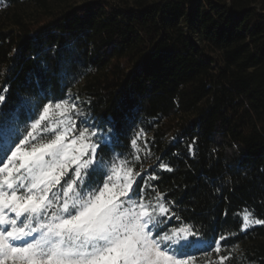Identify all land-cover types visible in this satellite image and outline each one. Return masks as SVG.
<instances>
[{"label": "trees", "instance_id": "trees-1", "mask_svg": "<svg viewBox=\"0 0 264 264\" xmlns=\"http://www.w3.org/2000/svg\"><path fill=\"white\" fill-rule=\"evenodd\" d=\"M45 94L75 98L106 173L159 177L202 264L222 235L224 264H264V225L242 230L264 220V0H0V114L24 131Z\"/></svg>", "mask_w": 264, "mask_h": 264}, {"label": "snow or ice", "instance_id": "snow-or-ice-1", "mask_svg": "<svg viewBox=\"0 0 264 264\" xmlns=\"http://www.w3.org/2000/svg\"><path fill=\"white\" fill-rule=\"evenodd\" d=\"M43 99L39 108L27 110L29 121L38 119L31 130L25 125L22 139L18 111L0 114V129L8 130L0 135V264H198L188 249L203 238L191 239L198 235L191 226L161 227L175 212L150 183L159 177L141 176L126 165L121 183L109 176L100 187L93 176L107 173L103 157L97 158L99 130L87 120L75 126L74 117L84 114L74 97L45 94ZM50 113L58 115L50 118ZM40 129L45 135L36 134ZM159 167L172 170L163 163ZM148 188L152 194L145 199ZM253 224L264 225V220L245 214L242 230ZM226 240L222 235L204 251L218 255V261L206 264L230 258L219 255Z\"/></svg>", "mask_w": 264, "mask_h": 264}, {"label": "rangeland", "instance_id": "rangeland-1", "mask_svg": "<svg viewBox=\"0 0 264 264\" xmlns=\"http://www.w3.org/2000/svg\"><path fill=\"white\" fill-rule=\"evenodd\" d=\"M68 98H71V97H68ZM76 102V101H75ZM79 107V106H78ZM79 109H80V111L82 112V110H81V108L79 107ZM83 113V112H82ZM84 114V113H83ZM58 114H54V113H50V118H56V116H57ZM36 119H38V117L36 118ZM74 119H75V121H76V124H75V126H77V127H79L80 126V121H83V120H87V122H88V126H91V125H93L92 123H91V121H89L84 115H82V116H79V117H74ZM32 122H35V120H31V121H29V123H28V125H27V128H28V130H31V127H30V124L32 123ZM44 123H46V122H42V125L44 124ZM51 126V125H50ZM20 133H21V139L23 138V135H25L26 134V132H24V131H22V130H20L19 131ZM8 134V131H6V132H0V135H7ZM37 135H40V136H43V135H45V133L43 132V130L42 129H40V130H38L37 131V133H36ZM74 135V133H70L69 134V142L71 141V138H72V136ZM94 139H99V140H101V135H99L98 137H96V138H94ZM18 142V141H17ZM10 154V153H9ZM125 164L123 163V161H115V162H111L110 164H109V169H108V173H107V175L105 176V178H104V181L105 180H107L108 179V177L109 176H111L112 177V182L113 183H121L122 182V180H123V172H122V169H124L125 168ZM113 167H115L116 169H117V174H114L113 172H112V168ZM103 181V182H104ZM102 186H103V184H102ZM101 186V187H102ZM181 227H187V226H181ZM181 227H179V228H181ZM178 229V228H177ZM161 234H163V233H161ZM191 239H193V240H196V239H198V238H195V237H192ZM208 243L206 242V241H201V243L200 244H197V245H194V246H192V247H190L188 250L190 251V252H192L193 254H195L196 256H197V259H198V264H202L201 263V259H202V257L200 258V257H198V251H197V249H203L206 245H207Z\"/></svg>", "mask_w": 264, "mask_h": 264}]
</instances>
